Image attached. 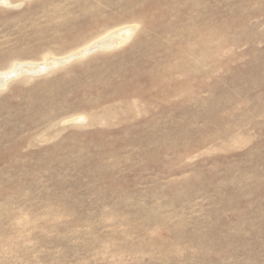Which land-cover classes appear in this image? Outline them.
I'll list each match as a JSON object with an SVG mask.
<instances>
[{"label":"rangeland","instance_id":"rangeland-1","mask_svg":"<svg viewBox=\"0 0 264 264\" xmlns=\"http://www.w3.org/2000/svg\"><path fill=\"white\" fill-rule=\"evenodd\" d=\"M134 24L0 87V264H264V0L1 1L0 73Z\"/></svg>","mask_w":264,"mask_h":264},{"label":"bare ground","instance_id":"bare-ground-1","mask_svg":"<svg viewBox=\"0 0 264 264\" xmlns=\"http://www.w3.org/2000/svg\"><path fill=\"white\" fill-rule=\"evenodd\" d=\"M1 1L7 2V0H0V2ZM135 28H136V24H134V25H125L123 27H120V28L116 29L113 33H111L110 36L104 37L102 40H100L98 42H95V43L91 42L92 43L91 44L88 41L87 42V44L89 43L88 46H83V47H80V48L76 47L78 49H75L76 51L71 53V54H69L65 59H60L61 57L56 59V58H53V57L49 56V57H45V61L42 62V63L20 62V61L18 62L17 61L15 63L11 64V66L8 69V71L0 73V87L1 88L4 87V85L9 80H11L12 78H15L17 76L24 75V74L39 73V72H42V71H44V70H46L48 68L51 69V67H54V66H57L59 64H62V63H65V62L69 61L70 58H75V57L79 58L81 56L83 57L84 54H86V53H88V52H90L92 50L116 48L120 44L125 43L132 36ZM95 40H97V38H95ZM136 77H138V76H136ZM139 79L137 78V81ZM68 121H70V122H72L74 124H82L85 121V116H76V117L74 116L71 120L69 118Z\"/></svg>","mask_w":264,"mask_h":264}]
</instances>
